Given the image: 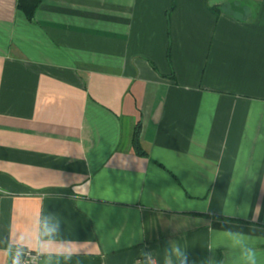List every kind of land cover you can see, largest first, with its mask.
I'll list each match as a JSON object with an SVG mask.
<instances>
[{"label":"crops","instance_id":"crops-1","mask_svg":"<svg viewBox=\"0 0 264 264\" xmlns=\"http://www.w3.org/2000/svg\"><path fill=\"white\" fill-rule=\"evenodd\" d=\"M17 2L0 0V264H242L227 232L264 264V0H43L33 19Z\"/></svg>","mask_w":264,"mask_h":264},{"label":"clouds","instance_id":"clouds-1","mask_svg":"<svg viewBox=\"0 0 264 264\" xmlns=\"http://www.w3.org/2000/svg\"><path fill=\"white\" fill-rule=\"evenodd\" d=\"M225 235L228 237L233 247L239 246L243 249L242 264H258V254L256 250L246 245V241L249 239L248 237H246L242 233H232V232H227ZM42 243L43 241H41V244ZM37 251H39V246L37 248ZM175 251L177 255H182V253H180L179 248H177ZM12 264H20V260L18 258H15L12 260ZM181 264H184V260H181Z\"/></svg>","mask_w":264,"mask_h":264},{"label":"trees","instance_id":"trees-1","mask_svg":"<svg viewBox=\"0 0 264 264\" xmlns=\"http://www.w3.org/2000/svg\"><path fill=\"white\" fill-rule=\"evenodd\" d=\"M42 2L43 0H18L17 6L23 13H25L28 19H33L36 10L38 9V7L41 5ZM174 6H175V0H173V5L171 9H174ZM134 142L137 152L141 155H144L145 151L142 149L140 145L137 134L135 136Z\"/></svg>","mask_w":264,"mask_h":264},{"label":"built area","instance_id":"built-area-1","mask_svg":"<svg viewBox=\"0 0 264 264\" xmlns=\"http://www.w3.org/2000/svg\"><path fill=\"white\" fill-rule=\"evenodd\" d=\"M12 253L11 260L18 258L20 260V264H37L40 259L38 254L30 251H24L20 248H15Z\"/></svg>","mask_w":264,"mask_h":264}]
</instances>
